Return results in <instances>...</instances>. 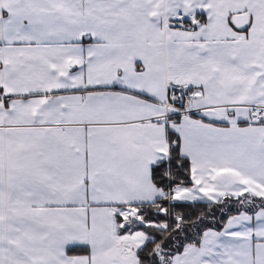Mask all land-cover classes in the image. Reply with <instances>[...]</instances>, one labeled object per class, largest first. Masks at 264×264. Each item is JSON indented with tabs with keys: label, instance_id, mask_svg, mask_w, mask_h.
Segmentation results:
<instances>
[{
	"label": "snow or ice",
	"instance_id": "1",
	"mask_svg": "<svg viewBox=\"0 0 264 264\" xmlns=\"http://www.w3.org/2000/svg\"><path fill=\"white\" fill-rule=\"evenodd\" d=\"M0 264H264V0H0Z\"/></svg>",
	"mask_w": 264,
	"mask_h": 264
}]
</instances>
